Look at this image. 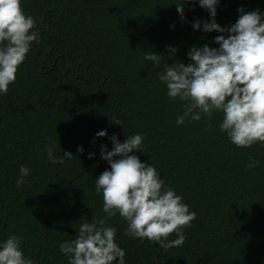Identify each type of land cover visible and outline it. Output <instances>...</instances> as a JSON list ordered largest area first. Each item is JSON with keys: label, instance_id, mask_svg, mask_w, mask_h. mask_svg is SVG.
<instances>
[{"label": "trees", "instance_id": "1", "mask_svg": "<svg viewBox=\"0 0 264 264\" xmlns=\"http://www.w3.org/2000/svg\"><path fill=\"white\" fill-rule=\"evenodd\" d=\"M182 2L21 0L39 38L0 94V241L21 237L34 264H68L59 243L101 217L117 229L125 264H264V143H230L217 112L176 124L187 102L169 99L158 79L163 63L187 64L190 47L218 46L213 38L220 33L191 27L208 20L207 11L187 0L181 21ZM238 7L264 11V0H220L215 21L230 26ZM166 46L177 49L174 55ZM151 51L163 56L160 67L144 59ZM100 130L104 137L95 136ZM136 133L143 152L131 154L153 163L196 212L181 246L164 249L126 235L124 218L102 210L94 180L110 165L100 158L101 145L111 150L112 134L123 142ZM53 141L54 155L68 151L72 159L49 162L45 144ZM251 161L258 163L249 168ZM21 165L30 171L17 187Z\"/></svg>", "mask_w": 264, "mask_h": 264}, {"label": "clouds", "instance_id": "2", "mask_svg": "<svg viewBox=\"0 0 264 264\" xmlns=\"http://www.w3.org/2000/svg\"><path fill=\"white\" fill-rule=\"evenodd\" d=\"M183 0L177 13L184 20ZM191 3L207 11L208 20H194L193 30L204 33H220L213 38L217 47L205 44L192 46L186 53L189 62L163 63V56L153 51L144 59L155 67L163 63L158 79L166 88L169 99L186 101L176 124L185 119L199 121L201 115L221 113L219 129L230 143L237 147H249L256 142L264 143V11H245L237 8V19L223 27L215 21L220 0H191ZM35 20L25 15L21 0H0V94L6 93L16 79L18 66L25 60L33 41L39 34L31 31ZM174 27V25H169ZM170 55L176 48L166 46ZM116 122V121H115ZM119 124L118 122H116ZM106 130L95 133L104 137ZM112 147L106 150L101 145L100 158L110 169H105L94 180L95 190L102 194V210L107 217L119 213L127 224L125 234L133 238L158 242L164 249L181 246L185 240L183 227L196 218L182 196L165 185L164 179L153 163L142 162L133 150L143 152V136L140 133L127 135L123 142L116 134L110 137ZM56 143L45 144L47 158L51 163L63 164L72 159L64 151L54 155ZM82 152V146H77ZM94 153L89 152L92 158ZM258 162L251 161L249 168ZM24 165L19 167L17 187L29 175ZM106 217L81 223L75 239L59 243V251L67 256L68 264H125L124 249L115 241L117 229L105 223ZM176 238L168 240L170 233ZM21 237L11 234L0 241V264H34L25 256L20 246Z\"/></svg>", "mask_w": 264, "mask_h": 264}, {"label": "water", "instance_id": "3", "mask_svg": "<svg viewBox=\"0 0 264 264\" xmlns=\"http://www.w3.org/2000/svg\"><path fill=\"white\" fill-rule=\"evenodd\" d=\"M47 30H49V29H47ZM49 50H51V49H49ZM80 64H83V61H80ZM68 68H69V70H74L73 67H72L71 65H70ZM91 126H92V125H91ZM156 261H157V260H156Z\"/></svg>", "mask_w": 264, "mask_h": 264}]
</instances>
